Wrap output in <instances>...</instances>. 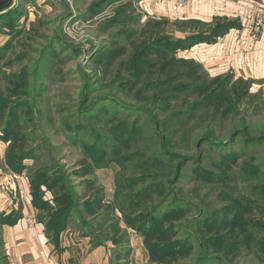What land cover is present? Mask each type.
Wrapping results in <instances>:
<instances>
[{
    "label": "rangeland",
    "instance_id": "1",
    "mask_svg": "<svg viewBox=\"0 0 264 264\" xmlns=\"http://www.w3.org/2000/svg\"><path fill=\"white\" fill-rule=\"evenodd\" d=\"M218 1L0 12V178L20 160L45 202L19 209L39 221L71 208V236L127 264H264V78L229 43L262 35L264 1L246 23Z\"/></svg>",
    "mask_w": 264,
    "mask_h": 264
},
{
    "label": "crops",
    "instance_id": "2",
    "mask_svg": "<svg viewBox=\"0 0 264 264\" xmlns=\"http://www.w3.org/2000/svg\"><path fill=\"white\" fill-rule=\"evenodd\" d=\"M249 1L254 0H228L226 4L237 7L239 13L244 8L246 23ZM213 13L219 12L214 10ZM247 35L248 27H245L240 34L229 38L232 49L236 46L235 56L241 51L236 56L239 59L238 67L245 71L252 65L253 70L259 72L258 77L264 78V31L257 40L247 45L249 48L240 42ZM235 56L233 55L234 58ZM232 61L226 64L227 69L234 67ZM2 183L7 185L3 186ZM30 194L29 182L23 175L11 173L0 178V214H18L10 217L9 222L0 220V264H127L113 245L105 247L104 243L94 246L87 237H72V233L68 232L71 230L70 222H67L59 237L54 240L53 232L47 231L45 223L36 220L33 214H28L29 207L24 204H19L20 209L17 207L22 199L28 201ZM30 218L32 222L29 221Z\"/></svg>",
    "mask_w": 264,
    "mask_h": 264
},
{
    "label": "trees",
    "instance_id": "3",
    "mask_svg": "<svg viewBox=\"0 0 264 264\" xmlns=\"http://www.w3.org/2000/svg\"><path fill=\"white\" fill-rule=\"evenodd\" d=\"M206 38V37H204ZM196 40H198V38H195ZM192 39V40H195ZM11 120H8V123H10ZM6 163L8 165V167L10 168V170H12L14 173H20V167H22L21 161L17 160V159H10V160H6ZM29 181H30V190H31V194L33 196V204L36 206V208H40L42 206V204H45V202H42L41 204L40 202V198L37 194V187H39L40 183H42L40 181V179L38 178V175L36 176V174L34 176H29ZM56 214L51 213L48 218L44 219V220H39L41 222H46V229L48 232H53V239L56 240L59 237V234L61 233V231H63V229L66 227V224L68 222L69 219V214L71 211V208H65V210H55ZM16 214V215H15ZM13 215H15V217L18 215L17 213L13 212L12 214H8V215H3L0 214V220L3 222H9L10 221V217H12ZM14 217V218H15ZM13 218V220H14Z\"/></svg>",
    "mask_w": 264,
    "mask_h": 264
},
{
    "label": "built area",
    "instance_id": "4",
    "mask_svg": "<svg viewBox=\"0 0 264 264\" xmlns=\"http://www.w3.org/2000/svg\"><path fill=\"white\" fill-rule=\"evenodd\" d=\"M260 14L261 15L257 19V21L255 23V27H254L255 32H257L256 35L258 34V32L262 29V27L264 25V10ZM29 221L32 222V218H30Z\"/></svg>",
    "mask_w": 264,
    "mask_h": 264
},
{
    "label": "water",
    "instance_id": "5",
    "mask_svg": "<svg viewBox=\"0 0 264 264\" xmlns=\"http://www.w3.org/2000/svg\"><path fill=\"white\" fill-rule=\"evenodd\" d=\"M15 0H0V12L6 11L12 4H14ZM62 3V0H58Z\"/></svg>",
    "mask_w": 264,
    "mask_h": 264
}]
</instances>
